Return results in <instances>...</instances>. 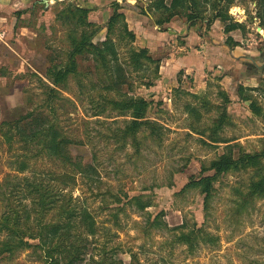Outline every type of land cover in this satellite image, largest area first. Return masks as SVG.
<instances>
[{"label": "rangeland", "instance_id": "rangeland-1", "mask_svg": "<svg viewBox=\"0 0 264 264\" xmlns=\"http://www.w3.org/2000/svg\"><path fill=\"white\" fill-rule=\"evenodd\" d=\"M115 1L137 36L134 43L122 40V23L110 34L121 62L129 58L130 46L148 45L152 31H167L161 45L152 41L151 49L144 46L161 61L158 76L155 64L141 70L124 66L129 85L122 88L151 101L147 116L158 125L155 134L143 127L135 141L114 137L130 120L129 113L108 106L94 115L104 98L121 96L108 88L112 76L91 54L78 58V72L56 94H49L46 76L52 63L69 62L71 26L57 20V11L68 3L90 8L89 19L99 29L94 41L101 42L107 37ZM153 1L0 2V121L12 122L29 112L47 116L73 140L67 146L73 161L92 167L86 176L73 173L69 165L39 152L40 143L25 144L15 130L10 136L7 125L0 126V217L9 209L3 194L11 184L24 191L26 181L43 180L54 194L68 192L78 209L87 207L95 217L96 234H89L82 223L75 229L96 243L95 259L100 258L101 242L110 240L109 247L120 245L116 257L127 264H264V197L249 192L251 181L264 174V158L257 166L216 176L208 200L198 188L187 187L192 177L214 174L202 167L221 154L231 150L238 156L264 148V0H233L226 22L219 18L208 22L213 10L207 9L195 24L179 14L163 25L155 23L160 12L152 8ZM226 24L235 27L226 32ZM189 34L192 48L186 46ZM202 45L197 57H206L212 46L223 47V52L219 51V61L192 67L198 69L201 86L187 72L189 66L181 71L162 69L171 53L176 58L193 56L192 51ZM244 94L252 96L260 114L242 98ZM24 157L30 165L19 172L17 162ZM61 203L65 204L62 197L45 213L47 222L63 220ZM140 203L147 207L142 209ZM14 204L30 208L32 196L19 195ZM156 218L161 222L158 227L151 224ZM181 234L191 237L186 241ZM4 235L0 232V241ZM40 253L41 249L29 247L12 261L0 259V264H46ZM88 258L89 254L84 264L91 263Z\"/></svg>", "mask_w": 264, "mask_h": 264}, {"label": "trees", "instance_id": "trees-1", "mask_svg": "<svg viewBox=\"0 0 264 264\" xmlns=\"http://www.w3.org/2000/svg\"><path fill=\"white\" fill-rule=\"evenodd\" d=\"M232 2L233 0H154L152 8L160 12V17L155 22L157 25L170 22L172 18L179 16V14L184 15L189 22L195 24L196 20L208 11L207 9L213 10V16L208 19V22L214 21L216 18L226 22L230 17L228 9ZM113 7V12L107 24V37L101 42L94 41L99 29L94 28L89 19L90 8L68 3L57 11V20L71 26L68 34L71 48L68 52L69 62L67 64L52 63L48 67L46 76L50 84L47 85L49 94L58 93L67 83L69 77L78 72V58L84 54H91L94 61L97 64H102L106 73L112 76L113 81L108 85V88L116 89L115 91L121 96L119 99L104 98L102 103L95 107L96 112L94 115L102 114L108 106L123 115L129 113L130 120L127 121L123 129L114 134V137L117 141L128 138L135 141L138 132L143 127L151 128L152 133L155 134L158 125L147 116L151 101L143 96L130 95L128 91L122 88L129 85L124 66L130 64L133 69L141 70L148 64H155V73L158 76L161 61L151 55L148 47L135 48L134 46L129 47V58L127 60L121 62L118 59V44H115L110 37L117 24L122 23L120 28L122 40L134 43L137 36L135 31L129 27L125 13L119 11L121 6L117 1L113 3ZM141 12L148 13L143 8ZM234 27V25L226 24L225 31L229 32ZM242 98L251 102L250 107L256 114L262 112V109L256 106L251 95L244 94ZM3 125H7L10 136L14 135L15 130L21 140L24 143L26 142L25 144L28 142L40 143L39 152H45L51 158H56L69 165L70 168L72 167L73 173L76 171L83 176L91 173L92 167L89 163H82L78 160L73 161V156L67 148L68 145L73 143V140L62 134L47 116L29 112L12 122L0 121V126ZM263 158L264 148L257 153L243 151L238 156L230 150L213 159L208 167H202V171L212 170L214 174L192 177L188 181L187 187L198 188L205 195V199L208 200L213 196L216 176L230 170L247 167V165L257 166ZM17 165L18 171L23 172L30 163L24 157L17 162ZM73 180L75 179L73 178ZM26 182H28L26 190H19V185L13 183L9 192L3 194V198L9 199V209L4 211L0 217V232L5 233L0 241V259L12 261L20 250L34 247L35 249H41V262L46 264H84L88 254L91 260L90 264H127L124 258L116 257L121 248L120 245L109 247L110 240L101 242L99 247L101 251L100 258L95 259L96 253L93 251L96 248V243L75 233L79 223H82L88 229L89 234H96L98 227L96 228L95 217L87 207L78 209V206L73 204L74 201L70 192L71 197L68 199V195H66L68 192L63 193V190H60L61 193L57 196L50 188H47V184L43 180L40 182ZM249 192L252 196L264 197V174L251 181ZM19 195L23 199L32 196V207L28 208L27 204H14L16 197ZM61 197L65 200V204L61 203L63 220L47 222L43 216L48 209L56 206ZM140 206L142 209L147 207L146 203H140ZM159 220L158 218L154 219L151 223L152 226L158 227L161 225ZM198 231H201V229H198ZM190 237L189 234L180 235V238L186 241ZM30 238L38 239V243H31ZM92 245L91 250L90 246ZM133 260L134 255L132 254L130 263Z\"/></svg>", "mask_w": 264, "mask_h": 264}, {"label": "crops", "instance_id": "crops-1", "mask_svg": "<svg viewBox=\"0 0 264 264\" xmlns=\"http://www.w3.org/2000/svg\"><path fill=\"white\" fill-rule=\"evenodd\" d=\"M3 1L4 0H0V2H3ZM166 33H167V31H162L161 28L158 29L157 32L156 31H152V37H151V39L149 41V44L148 45H143V47L144 46H148L150 48V45H151L152 41L154 42L155 45L156 44L161 45L162 43H164ZM191 36L192 35L189 34V37H188V41L189 42L187 41L188 44H186V46H189V47L192 48L193 44H192ZM199 38L201 39V37H199ZM197 42L198 41L195 40L196 44H197ZM201 48L202 49H200V50L199 49H197V50L195 49V51H192L193 53H191V54H193V56H187V57L183 56V57L176 58V56L173 57V55L171 53V55H169L166 58L165 65L162 66V69L166 70L167 68L169 69V67H170L171 71H176V70L181 71L186 66H189L190 68L187 69V72L189 74L193 75L196 78V81L199 82L200 80L197 79V78H199L198 69H197V71H195L196 69L193 70L194 68H192V67L196 66V64L198 66L201 63H202V65H204L205 61H208V62H210L211 60L219 61L220 60L219 59V57H220L219 51L223 52V47L212 46V47H210L211 50L208 49V54H207L206 57L203 56V55H200V57H197V55L202 53V51L204 50L203 49L204 48L203 45L201 46ZM195 52H198V54L195 53ZM211 53H213V54H211ZM192 63H195V65L192 64ZM200 82H199V84H200L199 86H201ZM200 88H202V87H200Z\"/></svg>", "mask_w": 264, "mask_h": 264}]
</instances>
